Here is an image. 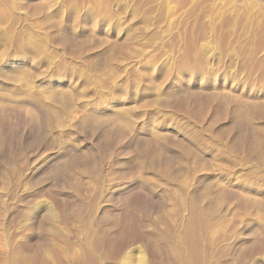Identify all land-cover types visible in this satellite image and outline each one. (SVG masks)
<instances>
[{
	"label": "rangeland",
	"instance_id": "obj_1",
	"mask_svg": "<svg viewBox=\"0 0 264 264\" xmlns=\"http://www.w3.org/2000/svg\"><path fill=\"white\" fill-rule=\"evenodd\" d=\"M0 96L14 264H264V0H0Z\"/></svg>",
	"mask_w": 264,
	"mask_h": 264
},
{
	"label": "bare ground",
	"instance_id": "obj_2",
	"mask_svg": "<svg viewBox=\"0 0 264 264\" xmlns=\"http://www.w3.org/2000/svg\"><path fill=\"white\" fill-rule=\"evenodd\" d=\"M3 97L2 96H0V100L2 99ZM15 98V97H14ZM6 102V101H5ZM25 102V101H24ZM7 103V102H6ZM1 104H3L4 105V103H1ZM1 106V105H0ZM20 109V108H19ZM38 111H39V114L40 115H42L43 114V112H42V110H41V108L39 109L38 108ZM33 117H34V115H33ZM69 147V146H68ZM10 156V155H9ZM51 156V155H50ZM65 156V155H64ZM59 157V156H58ZM61 159V158H60ZM42 161H44V160H42ZM55 161V160H54ZM57 162H58V160H57ZM31 169V168H30ZM36 169V168H35ZM41 169H43V168H41ZM33 173V172H32ZM41 173V172H40ZM147 182V181H146ZM118 184V183H117ZM5 185V184H4ZM111 186V185H110ZM109 186V187H110ZM130 187V183L127 181H125V182H123V183H121L120 185H116L115 186V188L113 189L112 188V190H111V193L115 190H126V189H128ZM143 187V186H142ZM111 188V187H110ZM109 188V189H110ZM133 188V187H132ZM130 190V189H129ZM16 191V190H15ZM25 191V190H24ZM24 191H22V192H24ZM114 191V192H115ZM25 193V192H24ZM109 194H110V192H109ZM106 195V194H105ZM119 195V194H118ZM108 196V195H107ZM114 196V195H113ZM109 197V196H108ZM116 197V196H115ZM119 197H120V195H119ZM2 200H0V202H1ZM104 201H106L105 199H104ZM108 201V200H107ZM106 201V202H107ZM3 202V201H2ZM112 202V201H111ZM103 203V202H102ZM98 206V205H97ZM108 206V205H107ZM100 208V207H99ZM97 209V211H98V208H96ZM49 211V215L51 216L50 218L51 219H53L52 218V216H54L55 214L52 212V210H48ZM104 212V211H103ZM99 213V212H98ZM102 213V212H101ZM48 214V213H47ZM102 215V214H101ZM100 216V215H99ZM55 218V217H54ZM259 220V219H258ZM158 221V220H157ZM156 224H157V226H160L159 228H161L162 229V234L163 235H166V236H168V237H171L172 239H173V236L172 235H175V233L174 232H172L171 233V229L170 228H168L167 227V225L169 224H167L166 225V223L165 222H163V221H159V223H157V222H155ZM159 224V225H158ZM252 224V223H251ZM247 225V224H246ZM148 226H149V223H148ZM151 226V225H150ZM152 227V226H151ZM154 227V226H153ZM259 227V226H258ZM155 228H157V227H155ZM158 228V229H159ZM216 228V227H215ZM243 228V227H242ZM154 229V228H153ZM160 229V230H161ZM246 230V229H245ZM154 231V230H153ZM156 232V231H155ZM157 233V232H156ZM152 234H154V233H152ZM159 234V233H158ZM239 234V233H238ZM157 235V234H156ZM160 235V234H159ZM171 235V236H170ZM235 235V234H234ZM241 235V234H240ZM155 236V235H154ZM161 236V235H160ZM239 237V236H238ZM106 238V237H105ZM165 238V237H164ZM232 238V239H231ZM230 239V241H226L225 240V242L223 243V242H221L222 244L220 245V248H218V250L220 249V253L221 254H224L226 251L228 252L229 251V249L237 242V237L235 236V237H231ZM7 239V238H6ZM228 239V238H227ZM3 240V239H2ZM167 240V239H166ZM165 240V241H166ZM229 240V239H228ZM8 241V240H7ZM9 242H7L6 244H8ZM195 243H196V241H195ZM0 244H2V242L0 243ZM4 244V243H3ZM165 244V243H164ZM177 244V243H176ZM175 244V242H169V241H167V243L165 244V248L167 249L166 251V253H168V255H167V257H168V259H181V263H184V257L181 255L182 253L180 252V249H179V247L177 246ZM237 245V244H236ZM3 246V245H2ZM5 246V248H6V245H4ZM3 246V247H4ZM94 247H95V245H93ZM9 247V246H8ZM97 247V246H96ZM189 247H190V245H189ZM97 250V249H96ZM217 250V249H216ZM133 251V252H132ZM132 251H130L132 254H134L133 256H135V254H136V252L138 251V250H132ZM213 251H215V250H213ZM216 252V251H215ZM218 252V251H217ZM139 253V252H138ZM138 253H137V255H138ZM141 253V252H140ZM219 252H218V254H220ZM220 254V255H221ZM226 254V253H225ZM131 255V254H130ZM141 256H142V258H144V256L142 255V254H140ZM140 255H138L139 256V258H140ZM201 257V256H200ZM13 258H12V256L9 254V252H7V251H5V252H3L2 254H0V260L2 261V263H4V264H14L13 262V260H12ZM98 259V258H97ZM100 259H102V258H100ZM141 259V258H140ZM0 261V262H1ZM186 262V261H185ZM185 264V263H184Z\"/></svg>",
	"mask_w": 264,
	"mask_h": 264
}]
</instances>
